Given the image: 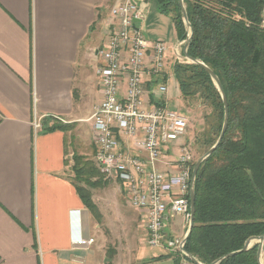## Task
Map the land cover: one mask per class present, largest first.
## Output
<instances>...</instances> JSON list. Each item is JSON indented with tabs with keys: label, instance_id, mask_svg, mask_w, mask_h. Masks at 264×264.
Wrapping results in <instances>:
<instances>
[{
	"label": "crops",
	"instance_id": "crops-1",
	"mask_svg": "<svg viewBox=\"0 0 264 264\" xmlns=\"http://www.w3.org/2000/svg\"><path fill=\"white\" fill-rule=\"evenodd\" d=\"M121 1L0 0V264H114L101 250L98 227L110 207L100 205L91 194L94 188L87 187L97 216L87 210L72 167L75 156L91 155L97 168L91 120L101 99L97 52L107 39L110 9ZM141 27L150 41L170 48L179 42L171 18L155 2H147ZM172 58L169 52L164 74ZM159 83L164 81L150 82L147 89ZM166 83V99L179 95L173 78ZM57 123L66 128L51 129ZM103 180L119 193L116 209L125 206L130 213L125 225L136 247L139 234L145 240V214L129 206L117 183ZM180 219L181 234L175 238L187 233ZM77 236L94 242L88 250L78 248L72 243ZM131 248L129 264H177L174 255L144 243ZM121 254L115 258L120 264ZM163 255L169 257L156 260ZM263 256L264 247L261 261Z\"/></svg>",
	"mask_w": 264,
	"mask_h": 264
},
{
	"label": "trees",
	"instance_id": "trees-1",
	"mask_svg": "<svg viewBox=\"0 0 264 264\" xmlns=\"http://www.w3.org/2000/svg\"><path fill=\"white\" fill-rule=\"evenodd\" d=\"M148 2H155L158 11L171 18L178 40L185 41L178 0ZM183 4L192 29L187 54L213 71L228 105L221 143L196 174L194 221L184 250L202 264L230 253L234 255L218 264H258V244L241 250L249 238L264 237V0H183ZM173 73L183 98L199 96L211 109L213 121L201 139L207 152L223 125L221 96L196 64L174 66ZM65 128L57 123L51 129ZM72 170L79 197L97 216L86 188L101 183L102 175L92 161L80 156L74 157Z\"/></svg>",
	"mask_w": 264,
	"mask_h": 264
},
{
	"label": "built area",
	"instance_id": "built-area-1",
	"mask_svg": "<svg viewBox=\"0 0 264 264\" xmlns=\"http://www.w3.org/2000/svg\"><path fill=\"white\" fill-rule=\"evenodd\" d=\"M146 7L147 0H122L110 9L107 39L97 52L101 99L91 117L95 162L105 180L126 192L129 206L144 212L145 246L174 255L178 264H193L183 238L164 232L177 216L189 223L194 161L185 143L188 119L167 109L165 83L147 89L148 83L164 77L169 52L175 60H188L184 42L170 48L145 36L141 24ZM33 128H40L39 120ZM93 242L82 236L72 239L84 250Z\"/></svg>",
	"mask_w": 264,
	"mask_h": 264
},
{
	"label": "rangeland",
	"instance_id": "rangeland-1",
	"mask_svg": "<svg viewBox=\"0 0 264 264\" xmlns=\"http://www.w3.org/2000/svg\"><path fill=\"white\" fill-rule=\"evenodd\" d=\"M109 17H110V13H109ZM185 32L186 34H188L186 26H185ZM189 64H191L189 61H185L183 59L175 60L174 58H172V60L168 62V67H169V70L167 71L168 73L164 74L163 75L164 77L162 78L165 85H167L166 82L169 79V77L174 79V73H173L174 66H187ZM170 86L172 87V82H170ZM173 95H174L173 97H170L171 99L170 98L167 99V109L180 111L187 117L188 133L185 138V143L189 146V150L190 153L192 154V158L195 165L196 161L206 153V148L201 146V139L209 131V126L213 121L211 109L202 101L201 98H199V96H195L193 98L190 97L183 98L180 95V93L179 95H177L176 92H174ZM166 97H168V95ZM77 154L80 155L79 153ZM70 159L72 160V156L70 157ZM84 159L92 161L91 155H87L86 157H84ZM72 162L73 161H71L70 165H72ZM71 176H73V174H71ZM101 181L102 182L97 184V186L92 187L94 189L91 190L92 191L91 194L96 197V200L100 205L104 206L106 204L109 205L108 207H110L109 209H106V214H105L106 218L104 220L103 218H101V223L98 224L100 235L102 237L101 250L103 251L105 258H110L114 260L113 261L114 264H120V262L117 263L115 261V258H116V253L118 251L119 252L121 251L122 254L120 255V257L121 259H123L121 264H129L127 260H129V257H131L130 254H132L130 253V250L132 249L131 247L133 248L142 247L144 240H142V235L139 234L137 236L136 247L131 246L133 242L131 243V238L129 237L130 234L128 232V228L125 225V223L128 221L127 218L131 217L130 213L127 207L125 206L124 208L121 209V207L118 205V209H116L114 205L116 204L117 196L120 197L119 193H117L116 187L109 182H106L104 180ZM111 205L114 206L115 208H112ZM171 221L172 222L169 223L175 227V230L172 231L168 229L169 227V223H168V226L167 225L165 226L164 231L165 233L169 234L170 237H174V236L177 237V235L181 234L182 220L180 219V217L177 216ZM188 225L189 223H187L186 225V231H188ZM139 232L141 233V230H139ZM117 235L120 237L123 235L124 241L122 243H121L122 240L119 241ZM126 257H128V259H126Z\"/></svg>",
	"mask_w": 264,
	"mask_h": 264
},
{
	"label": "water",
	"instance_id": "water-1",
	"mask_svg": "<svg viewBox=\"0 0 264 264\" xmlns=\"http://www.w3.org/2000/svg\"><path fill=\"white\" fill-rule=\"evenodd\" d=\"M178 3H179V7H180V11H181V15H182V19L184 21V24L187 28V37L184 41V44H183V56L185 57V59H187L191 64H196L198 66H200L208 75L209 77L211 78V80L213 81L215 87L217 88L220 96H221V99H222V103H223V109H224V119H223V125H222V128H221V132L219 134V137L216 141V143L202 156L200 157L194 167H193V171H192V179H191V189H190V193H189V201H190V218H189V225H188V231L185 235V237L183 238V243L185 244L188 237H189V234L191 232V229L193 227V221H194V184H195V178H196V174H197V171L201 165V163L203 161H205L213 152L214 150L218 147V145L221 143V140L225 134V131L227 129V123H228V105H227V101H226V97H225V94L223 92V88L221 86V83L219 81V79L217 78V76L213 73V71L207 67L205 64H203L201 61L197 60V59H194L190 56H188L187 54V48L189 46V43H190V40H191V36H192V29H191V26L188 22V18H187V14H186V11H185V7H184V4H183V0H178ZM258 242L259 243V246H258V250H257V261H258V264H262V261H261V251L264 247V237L262 236H259V237H251L249 238L241 251H246L249 249V245L251 242ZM185 251V250H184ZM234 253H230L224 257H221L219 259H217L216 261L212 262L211 264H218L219 262H221L223 259L227 258V257H230V256H233ZM188 256V259L190 262H192L193 264H200L195 258H193L191 255L187 254Z\"/></svg>",
	"mask_w": 264,
	"mask_h": 264
}]
</instances>
